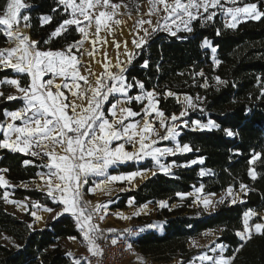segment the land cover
I'll return each instance as SVG.
<instances>
[{
	"label": "trees",
	"instance_id": "obj_1",
	"mask_svg": "<svg viewBox=\"0 0 264 264\" xmlns=\"http://www.w3.org/2000/svg\"><path fill=\"white\" fill-rule=\"evenodd\" d=\"M22 1L29 6L22 10V15L30 16V34L39 42V50L62 49L81 38L76 25L67 26L68 30L61 36L50 38L63 20L71 18L70 11L65 13L57 0ZM111 1L125 2L135 10L145 0ZM5 3L6 0H0V12ZM248 3H256L264 11V0H239L236 5ZM54 8L57 11L53 12ZM216 13L212 21H192L191 33L183 29L177 31L176 36L159 29L151 32L147 43L135 49L124 71L129 84L140 81L145 91L154 90L159 94V109L167 116L181 110L176 95H188L196 103V109L187 117L190 128H182L179 136L180 144H188L191 151L169 156L166 163L175 161L178 165L174 170L151 175L137 188L119 194L120 202L114 205L126 208L129 198H134L137 205L168 200V206L155 209L154 219L162 223V231L145 230L133 239L139 252L159 264H169L176 259L181 260L179 264L191 261L197 254L190 246L191 240L207 230L218 232L215 242L224 246L225 256L235 257L232 264H264V234H253L247 241H241L236 235L242 230L245 212L264 213V18L241 19L232 29L225 26L223 15ZM43 16L52 19L41 26ZM205 39L217 49L214 56L210 48L202 46ZM7 44L0 28V48ZM214 59L220 63L216 65ZM146 60L148 66L144 67ZM201 72L203 76L199 75ZM17 76L20 74L14 70L0 67V79ZM29 82V76L22 74L21 85ZM168 91L176 95L167 96ZM138 93L139 87L131 88V96ZM22 105L21 99L0 98V121L4 120L6 111ZM194 119L203 123L211 120L219 127L194 130L191 127ZM224 129L232 130L235 135L227 136ZM254 153L261 156L250 164ZM200 159H203L202 164ZM25 160L31 163L24 165ZM193 160L197 163L189 164ZM44 163L43 158L0 148V170L7 169L4 171L7 178L15 183L14 197H31L56 208L59 203H54L46 192L19 185L32 182L44 172ZM152 163L151 159L139 165L130 162L113 172L148 169ZM250 168L256 174L255 179L249 175ZM201 169L205 170L204 175ZM241 184L247 186L246 194H242L243 202L232 203L229 198L211 212L192 207V197L180 199L177 195L187 194L199 186L206 193L220 194L230 187L238 192ZM260 216H255L251 223L264 222ZM143 218L139 216L138 220ZM31 221L29 213L20 217L8 211L0 200V264H73L74 259L68 255L62 240L70 236L81 238L74 217L62 214L47 221L43 228H34Z\"/></svg>",
	"mask_w": 264,
	"mask_h": 264
},
{
	"label": "snow or ice",
	"instance_id": "obj_2",
	"mask_svg": "<svg viewBox=\"0 0 264 264\" xmlns=\"http://www.w3.org/2000/svg\"><path fill=\"white\" fill-rule=\"evenodd\" d=\"M227 2V0H224ZM222 0H148L149 11L146 15L149 19L138 17L133 25L134 31L142 30L144 35L139 39H133L132 44L139 49L147 43L151 32L158 29L169 32L172 36L177 35V28L173 30L170 24L180 20L183 24V30L191 33L193 31L191 22L200 19L203 22L212 21L216 16V9L224 12L228 21L225 26L235 29L241 19L260 20L264 18V11H261L256 3H248L243 7H228L224 8ZM233 5L236 0H231ZM58 6H63V11L68 13L71 18L63 20V22L50 34L51 37H59L63 32L68 30L67 26L76 25L77 31L81 34L82 39L74 41L62 50H47L41 51L38 49V41L31 39L25 32V29L31 27L30 16L22 15V10L29 6L24 4L22 0H6V3L0 14V28L6 36L11 47L0 48V67L3 69H12L19 74H27L30 77V83L27 87H21L19 80H5L4 83L15 86L17 92L22 96L7 95L6 99L11 101L22 98L25 101V106L17 111L5 112V116L10 120L5 124H0V131L3 132L4 138L0 140V148L11 149L13 152L30 154L32 156H41L47 158V163L42 164L48 172L40 175V179L45 182L47 194L55 202L57 194H59V203L64 205L63 212H69L76 217L78 227L83 233V239L87 242L88 251L93 256L102 254V249L96 243L100 235L98 225L92 223L93 215L99 213L106 205L97 203L91 210L88 205L91 202L82 201L80 187L87 183L88 177L101 176L105 177L102 184L108 185L113 181L123 180L125 178L131 180L138 173H131L128 177L112 175L109 176L107 170L110 166L119 163L141 158V153L144 156H151L159 165V169L165 173L169 172V166L160 163V157L164 155H175L177 152L184 153L191 151L188 144L180 145L176 143L175 148H159L153 147L157 143L156 139H152L150 134L158 137L160 140H175L179 133L176 131V125L169 126L167 120L175 122L179 117L173 114L170 118L165 117L162 111H157L154 101L155 91H145L144 84L140 81H135V84H129L126 81L123 73L125 67L117 57L116 63L113 65L108 60L107 53H104V61L101 63L103 71L99 74L93 72L90 67H86L85 74L80 71L82 60L76 52H81V48L85 40H89V33H94L90 39V43L95 48V44L100 40V33L103 29L107 33H112L113 30L122 23L116 18L121 7L127 8V5L121 3H112L111 0H57ZM212 9L213 11H210ZM203 10V12H201ZM57 11L56 8L53 12ZM158 13H163L161 17L164 23H160V19L153 26L152 16ZM131 18V13H126ZM87 23L84 24L80 19ZM186 18V19H185ZM51 16L41 17V26L51 21ZM149 25V28H144V25ZM22 25V26H21ZM219 34V30H217ZM49 41H45L48 43ZM106 43L107 41L104 40ZM125 54L128 57L127 63H131L133 53L128 52L127 41H124ZM116 49L121 47L119 42L113 41ZM203 47H211L213 53L217 51L212 47L210 41L205 39ZM81 55L83 53L81 52ZM87 55L94 57V51H88ZM214 63L218 65L219 60L214 59ZM144 67L148 66V61L144 62ZM110 67L119 69L118 72H113ZM47 73H52L62 79L61 84H54L53 79L44 80L43 77ZM203 76V72L199 73ZM90 77L92 79H90ZM135 79V78H133ZM218 82L219 77H216ZM83 82L81 85L80 82ZM139 87L142 95L129 97L128 91L133 87ZM55 88V92L52 88ZM62 89H67L70 96H66ZM114 94H120L124 100H117L111 104L109 116L106 117L103 110V104L109 101V97ZM167 96H175L176 94L168 91ZM4 96L0 92V97ZM136 101L147 100V106L142 109V113L133 111L130 107L123 106L130 103L131 100ZM199 99V98H198ZM185 102L188 107L194 108L192 98L185 96ZM79 101V103L77 102ZM151 112H155L159 117L161 128L165 129V135L160 133L153 127L152 122L148 119ZM186 112L182 111L180 116H184ZM71 113V114H69ZM141 116V121L126 123L129 118ZM15 121H22L21 125H17ZM187 126V121L184 122ZM192 124L199 129H209L219 127L213 121L209 120L207 124H202L200 121H192ZM227 136L232 137L235 133L230 129H224ZM14 134V138H13ZM113 141H124L112 147ZM130 144L133 148L132 152L125 150V144ZM261 156L260 153H254L250 164L254 163ZM203 163V159L199 161ZM24 165L31 163L25 160ZM192 164L197 161H191ZM2 171H7L4 169ZM155 174V173H154ZM204 175V172H201ZM249 175L255 179L256 174L253 169H249ZM7 184V181L0 175V186ZM99 188V185L96 186ZM242 192L246 194L247 186L240 185ZM91 191H95L92 189ZM199 191V190H198ZM232 188L228 189V194L232 195ZM177 195H182L178 193ZM3 199L8 200V193L5 192ZM223 199V198H222ZM243 202V201H241ZM161 207L166 206L165 202H159ZM203 203L207 207L210 203L208 199H204ZM232 203H236L233 199ZM33 207H40L34 204ZM52 211V209H45ZM63 212L57 213L62 215ZM36 220L42 219L35 212L31 213ZM258 214L249 210L243 215V227L236 235L241 241L250 240L253 234H264V222L251 223L252 217ZM102 219L103 217H99ZM123 219H130L127 216H121ZM260 220L264 221V216H260ZM31 227V225H29ZM74 239V238H70ZM111 243L115 245L117 239H112ZM194 246L195 245L194 242ZM244 245L241 243L240 248ZM131 248V245H128ZM219 254L210 256L203 253L196 257L200 264H232L234 256L225 257L223 255L225 248L223 245L213 247L211 251ZM239 251V249H237ZM69 256L72 253H68ZM73 264H80L79 260L73 261Z\"/></svg>",
	"mask_w": 264,
	"mask_h": 264
},
{
	"label": "rangeland",
	"instance_id": "obj_3",
	"mask_svg": "<svg viewBox=\"0 0 264 264\" xmlns=\"http://www.w3.org/2000/svg\"><path fill=\"white\" fill-rule=\"evenodd\" d=\"M238 1L239 0H236V3ZM111 2L112 3H121V2H113V1H111ZM222 2H224V0H222ZM77 3H79V0H77ZM122 3L127 5V8L121 7V9L118 10L120 15H118L116 18H118L122 21H126V23L120 24L118 27H116L113 30V32L111 34L105 32L102 29L101 33H100L101 39L97 41L94 49H93V45L91 43H89V49H92V51H93V50H96V48H100L99 49L100 50V56L99 57L101 59H103V61H104V53L106 52L108 60L111 61V64H113V65L116 63L117 57H119L120 62L126 68V66L129 63H127L128 57L125 54L123 42L127 41L128 52L133 53V56H134V52H135L136 48L132 44V40L134 38L139 39V37L143 36L144 33L142 30H139L138 32L134 31L133 25H134V23L138 17H143L144 19H149V17L146 15V13L149 11V7H148V0H145L141 3H139L135 10H131L127 3H125V2H122ZM234 6H238V5H236V4L233 5L231 3V0H227V2H224V8L225 9L228 7H234ZM243 6H238V7H243ZM210 10H212V9H210ZM69 11L71 12V10H69ZM215 11L216 12L218 11L223 15L225 23L228 21L229 18L226 17V15L224 14L223 11H221L219 8L216 9ZM129 12L131 13V18L126 14ZM201 12H203V10H201ZM0 14H2V12H0ZM163 15H164L163 13H158L157 15H154L151 17V19L153 21V26L156 25V21L158 19H160L161 24L164 23L163 19H161V17ZM80 19L83 21L82 17H80ZM83 23L86 24L87 22L83 21ZM168 23L170 24V26L172 27L173 30H176L177 28H179L180 30L183 29V24L181 23L180 20H176L175 24H172L171 21H169ZM143 27L149 28V31L151 32V28L149 27V25L146 24ZM94 28H95V26L93 25L92 31L89 33V41L93 36ZM104 40H106L107 42L105 43ZM113 41L119 42L121 47L119 49H116L114 44H113ZM11 46L12 45L8 43L6 46H4L2 48H7V47H11ZM204 48H210L211 49V47H204ZM212 55L214 56L215 53L212 52ZM110 70L113 72L119 71V69L114 68V67H110ZM126 81H127V79H126ZM130 91H131V89H129V91H128L129 97H136L138 95H142L140 88H139V93L135 94L133 96L130 95ZM116 95L117 96L112 95L109 97V101L103 104L104 109H107L110 106L109 103H110L112 98H113V101H111V104L116 103L117 100H121V101L124 100V97L121 96L120 94H116ZM185 96H188V95H184V94L176 95V98L181 103L182 107H181V110L179 112H175L173 114L177 115L179 117V119L175 122L171 121L170 119L167 120V124L169 126H173V125L177 126L176 131L179 133V135L176 136L175 140H173L171 138L168 140H160L158 137H156L154 135V133L150 134L152 139L157 140V143L155 145H153V147H159V148L169 147V148L174 149L176 143L180 144L179 136L183 132L182 128H190V125H189L190 121L187 120V117L190 115V113L192 111H194L196 109V103L193 99H192V103L195 105V107L194 108L188 107L187 103L184 100ZM158 97H159V94L157 92H155L153 102L156 104L157 111H162L159 109ZM134 103L136 105H134ZM147 103L148 102L146 99H144L142 101H136L135 99H133V100H131L130 103H126L123 106H125V105L129 106L133 111L138 112V113H142V109H144L147 106ZM138 106L140 107L139 111L136 110V107H138ZM185 109H186L185 115L180 116V113L182 111H185ZM172 115H170V116L165 115V117L170 118ZM148 119L152 122L153 127L160 133L161 136L165 135V129L160 127V124H159L160 118L156 116L155 112H151ZM133 120L141 121V116H137L135 118H129V120L126 121V123L133 122ZM185 121H187V126H185V124H184ZM193 121H200L202 124H207V123H203L201 120H198V119H194ZM191 127L192 128H198L197 126L192 124V121H191ZM184 153H187V152H184ZM184 153L177 152L176 154H184ZM169 156H172V155H164V156H161L159 159H160L161 164L169 166V171H172L178 165L175 161H172L170 163H166V160ZM144 157L145 156L141 153V158H144ZM146 157H151V156H146ZM39 158H42V157L39 156ZM43 159L45 160V163H47V158H43ZM133 162L136 163V165H139V164H137V161H133ZM152 162H153L152 166L147 169L146 175H149L152 173L154 174L157 170L161 171L159 169V165H157L156 161L153 158H152ZM127 163H130V162H124V163H122V165H125ZM189 164H192V163L190 162ZM119 166L120 165L114 166L112 169L108 170L107 171L108 175L109 176L110 175L111 176L116 175L118 172H113V170L119 168ZM202 171L204 173H206L204 169H201L200 173ZM47 172H48V169L46 168V170L44 172H40L39 174H45ZM0 175H2L4 177V179L7 181L6 185L0 186V200H3L5 207L8 211H10V212H12V213H14L20 217H23L29 213L30 216L32 217L31 225L34 228H43L45 226V224L47 223V221L60 216V215H57V213L63 212L64 205L59 203V194H57V200L55 202L51 198L54 203H59V206L56 208H51L47 205H44L41 202L36 201L35 199H33L31 197L16 199L14 197V189L16 188L15 183L7 178L5 172L2 171V169L0 170ZM93 179H94V181L88 179L87 183L82 184L80 187V192H81V196H82V201L91 202L88 205L89 210H91L97 203L102 204V205H106V208L102 209L99 213L94 214L93 218H92V223L95 225H98V227L100 229V235H99V238L97 239V241L101 240L105 236L106 231H107V234L109 233L107 235V237H111L112 235L114 236L115 234H118V233L122 234V233L127 232V231H129L130 233H132V231H135L131 234L132 239H134L135 236L138 234V231H140V228H141V232L145 231L146 230L145 226H149V227H147L148 229L152 228L155 230H161L162 231V229H161L162 223L160 221L154 219L155 209H156V207L161 208L160 203H159L161 201L165 202V205L168 206V200L148 202L147 206H143L140 208L142 210V212H141L142 214L138 215V217L144 216L145 218L138 220L137 216H133V215L138 213V208H137L136 202H131V201H134L133 199L127 200L126 208L114 207V205H116L117 203L120 202V198H117V196L121 193H117L113 196L114 192H101L98 190V188L96 186H97V183L100 182V180H104L105 177L98 176V177L93 178ZM19 185L26 187V188L36 187L37 189L47 193L46 184L44 181H42L40 179V175H38V177L36 179L32 180V182H27V183L22 182ZM112 186L116 190H122L125 192L130 191V190H128V187H126V185L122 186V184L113 183ZM92 189H95V191H91ZM5 192L8 193V200L12 201V202H6L3 199V195ZM122 193H124V192H122ZM243 193L244 192H242L241 190L238 192L232 191V195L228 194V190L225 192H222L220 194L206 193L204 191L203 187L199 186V187H195L191 192H189L187 194L178 195V197H180V199L192 197V199H193L192 207L199 208L201 211L211 212L220 203L224 202L225 200H227L229 198L231 200L235 199L236 202L241 201ZM204 199H208L210 201V203L207 207H205V205L203 203ZM34 204H37L40 207H33ZM130 207H133V209H130ZM145 208H147V210H144ZM45 209H52V211H46ZM132 211H135V212L132 213ZM32 212H35L36 215L42 217V219L36 220V218L31 214ZM63 214H71V213L63 212ZM121 216H127V217H130V219H123V218H121ZM146 216H148V217L146 218ZM261 216H264V213H262ZM73 217L76 221V217L75 216H73ZM99 217H103V218L100 219ZM254 217H252V219ZM251 220H250V224H251ZM128 223H130V224L128 225ZM76 224H77V221H76ZM122 225L123 226L126 225L127 227H125L124 230H119L120 227H122ZM77 227H78V224H77ZM103 229H105V232ZM217 236H218V232L216 230H207V231L203 232L202 234H200L197 238L191 240L190 246L197 250V254L193 257V259L191 261L187 262L186 264H200V261H198L196 259V257H198L199 255H201L203 253H207L210 256L218 255L219 250L217 251V253H213L211 251V249L213 247L220 245V244H216V242H215ZM73 238L74 239H68V238L63 239L62 240L63 245L69 250L70 253H72L71 256L74 259V261L79 260L80 264H87L85 261V258H84L85 257L84 253L88 252V245H87V242L83 239V233H81L80 239H78L76 237H73ZM194 242H195V245H198V246H194ZM70 249H71V251H70ZM73 249L75 252L72 251ZM223 255H224V253H223ZM225 257H227V256H225ZM180 262H181V260L176 259L169 264H179ZM129 264H159V262L155 261L152 257H148V256L143 255L141 252H139L137 249H135L134 250V257L130 260Z\"/></svg>",
	"mask_w": 264,
	"mask_h": 264
},
{
	"label": "crops",
	"instance_id": "obj_4",
	"mask_svg": "<svg viewBox=\"0 0 264 264\" xmlns=\"http://www.w3.org/2000/svg\"><path fill=\"white\" fill-rule=\"evenodd\" d=\"M31 39H32V37H31ZM81 39H82V36H81V38H80L79 40H81ZM79 40H78V41H79ZM89 43H90L89 40H85V41H84V44H83V46H82V48H81V52L83 53V55H81V52H76L75 49H73V51H74L75 54H76L78 57H80L81 60H82V64H81V66H80V71H81L82 74H85V69H86V67H90L91 70H92L93 72L99 74V73H101V72L103 71V68H102L101 63H97V61H103V59H101V58L99 57V56H100V50H99L100 48H96V50H93V51H94V57H90V56L87 55V52H88V51H92V49H89ZM97 46H98V45H97ZM66 47H67V46H66ZM66 47H65V48H66ZM65 48H62V49H65ZM62 49H58V50H62ZM41 51H47V50H41ZM53 51H55V50H53ZM1 68H2V67H1ZM2 69H3V68H2ZM14 72H15V71H14ZM15 73H16V72H15ZM18 74H19V73H18ZM21 75H22V74H20V76H17V77H4V78L0 79V92H3V93H4V96H2V97L6 98L7 95H17L18 97H19V96H22V94H20V93L17 92V89L15 88V86L10 85V84H7V83H4L5 80L17 79V80H19L20 85H21ZM123 75H124V77H126L124 73H123ZM29 78H30V77H29ZM43 79H44L45 81L48 80V79H53V80H54V84H61V83L63 82L62 79H61L60 77H58V76H54L52 73H47V74H45L44 77H43ZM90 79H92V78H90ZM29 83H30V82H29ZM80 83H81V85H83V82H82V81H81ZM28 85H29V84H28ZM28 85H25V86H22V85H21V87H27ZM4 86H5V87H4ZM62 90L65 92V95H66V96H70V93L68 92L67 89H62ZM52 91L55 92V88H54V87L52 88ZM114 96H117V95L114 94ZM2 97H0V98H2ZM18 99H21V100H22L23 105H22L20 108L16 109V110H8V111H6V112L17 111V110L22 109V108L25 106V101H24L22 98H18ZM77 102L79 103V101H77ZM125 106H126V105H125ZM110 107H111V105H110L107 109H104V108H103L106 117H108L109 119H111V117L109 116V109H110ZM126 107H129V106H126ZM69 114H71V113H69ZM9 120H10L9 117L4 116V120H3V121H0V124H5V123H7ZM15 123L19 126V125L22 124V121H15ZM0 137H1L2 139L4 138V135H3V132H2V131H0ZM13 138H14V134H13ZM2 139H1V140H2ZM123 142H124V141H113L112 147H116L117 144H119V143H123ZM10 150H11V149H10ZM125 150L128 151V152H132V151H133V148H132V146H131L130 144H127V143H126V144H125ZM23 154H25V153H23ZM27 155H30V154H27ZM31 156H32V155H31ZM33 157H34V156H33ZM35 157H36V156H35ZM37 157L39 158V156H37ZM147 159H151V160H152V157H146V156H145L144 158L132 159V160H128V161H125V162H133V161H137V164H140V163H143V162H144L145 160H147ZM122 163H124V162H122ZM122 163H119V164H117V165H122ZM117 165L110 166V167L108 168V170L112 169L114 166H117ZM108 170H107V171H108ZM157 171H158V170H157ZM131 173H138V175H136L135 177H133L131 180L125 178V179H123V180L113 181V182H111V183L108 184V185H104V184H102L101 181H103V180H100V182L97 183V185H99L98 190L101 191V192H114V194H113V196H114V195L117 194V193H122V192H125V191H122V190H116V189L113 188V186H112L113 183H116V184H122V186H125V185H126V187H128V190H131V189H135V188H137L142 182H144V180H146L148 177H150V176L153 174V173H152V174H150V175L148 176V175H146V173H147V169H138V170H134V171H131V172H118L116 175L124 176V177H128L129 174H131ZM110 176H111V175H110ZM96 177H98V176H92V175H90V176L88 177V179L94 181L93 178H96ZM91 187H92V186H91ZM102 194H103V193H102ZM129 199H130V200L133 199L134 201H131V202H135V199H134V198H129ZM147 205H148V203H144V204L137 205L138 213L135 214V215H133V216H137V217H138V215L142 214V213H141L142 210H141L140 208L143 207V206H147ZM130 209H133V207H130ZM144 210H147V208H145ZM133 212H135V211H132V213H133ZM126 224H127V223H126ZM129 224H130V223H128V225H129ZM125 227H127V226H126V225H125V226L122 225V227H120L119 230H124ZM147 227H149V226H145L146 230L152 229V228H149V229H148ZM78 228H79V227H78ZM161 229H163V225H162ZM79 230H80V228H79ZM157 231H161V230H157ZM80 232H81V230H80ZM139 232H141V228H140V231H138V233H139ZM81 233H82V232H81ZM67 238L70 239V238H73V237L70 236V237H67ZM68 251H69V250H68ZM70 251H71V249H70ZM72 251L75 252L74 249H73ZM74 254H75V253H74Z\"/></svg>",
	"mask_w": 264,
	"mask_h": 264
},
{
	"label": "built area",
	"instance_id": "obj_5",
	"mask_svg": "<svg viewBox=\"0 0 264 264\" xmlns=\"http://www.w3.org/2000/svg\"><path fill=\"white\" fill-rule=\"evenodd\" d=\"M105 232V229H103ZM135 231H132V233ZM105 236L96 241V243L102 249V254L99 256H93L91 252L84 253V258L87 264H129L130 260L134 257V250L136 249L135 243L131 237L129 231L122 234L118 233L114 236L107 237V231ZM112 239H117V243L113 245ZM131 245V248L128 247Z\"/></svg>",
	"mask_w": 264,
	"mask_h": 264
},
{
	"label": "water",
	"instance_id": "obj_6",
	"mask_svg": "<svg viewBox=\"0 0 264 264\" xmlns=\"http://www.w3.org/2000/svg\"><path fill=\"white\" fill-rule=\"evenodd\" d=\"M29 34H30V29H29ZM30 37H31V34H30ZM194 130H201V129H199V128H195ZM157 172H162V171H156L155 173H157ZM258 215H262V213H257Z\"/></svg>",
	"mask_w": 264,
	"mask_h": 264
},
{
	"label": "bare ground",
	"instance_id": "obj_7",
	"mask_svg": "<svg viewBox=\"0 0 264 264\" xmlns=\"http://www.w3.org/2000/svg\"><path fill=\"white\" fill-rule=\"evenodd\" d=\"M25 32L30 36V34H29V28L28 29H25ZM150 175V174H149ZM148 175V176H149Z\"/></svg>",
	"mask_w": 264,
	"mask_h": 264
}]
</instances>
